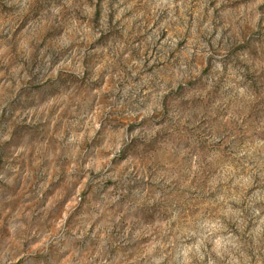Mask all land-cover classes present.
Returning <instances> with one entry per match:
<instances>
[{"label":"rangeland","instance_id":"rangeland-1","mask_svg":"<svg viewBox=\"0 0 264 264\" xmlns=\"http://www.w3.org/2000/svg\"><path fill=\"white\" fill-rule=\"evenodd\" d=\"M0 264H264V0H0Z\"/></svg>","mask_w":264,"mask_h":264}]
</instances>
